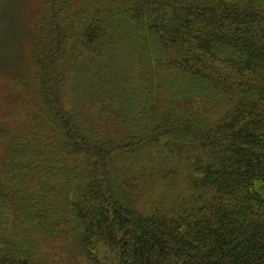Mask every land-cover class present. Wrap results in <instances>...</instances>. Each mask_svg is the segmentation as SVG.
Here are the masks:
<instances>
[{"label": "trees", "instance_id": "16d2710c", "mask_svg": "<svg viewBox=\"0 0 264 264\" xmlns=\"http://www.w3.org/2000/svg\"><path fill=\"white\" fill-rule=\"evenodd\" d=\"M40 13L0 127V264H264V0Z\"/></svg>", "mask_w": 264, "mask_h": 264}, {"label": "rangeland", "instance_id": "374dc122", "mask_svg": "<svg viewBox=\"0 0 264 264\" xmlns=\"http://www.w3.org/2000/svg\"><path fill=\"white\" fill-rule=\"evenodd\" d=\"M44 7L45 0H0V127L2 128L6 123L11 122V116L17 113V109H22L24 100L21 97L22 91L15 88L14 83L19 82L21 76L27 75L28 42L35 33L34 24L42 16L43 13L40 12ZM104 68L108 70L107 65H104ZM104 68L99 59L88 58L82 63L80 76L93 87L100 78L108 83L107 86H111L112 81ZM112 78L115 84V77ZM84 104L91 111L94 109L91 100ZM116 106H118L117 102ZM118 107L122 110L126 109L127 105ZM110 127L116 128L114 125ZM110 131V129L105 130V134ZM2 146L3 143L0 141V154Z\"/></svg>", "mask_w": 264, "mask_h": 264}]
</instances>
